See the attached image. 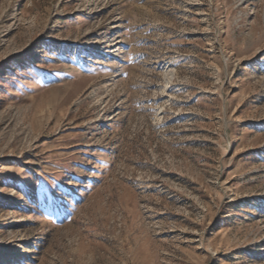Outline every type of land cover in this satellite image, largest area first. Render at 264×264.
<instances>
[{"label": "rangeland", "instance_id": "obj_1", "mask_svg": "<svg viewBox=\"0 0 264 264\" xmlns=\"http://www.w3.org/2000/svg\"><path fill=\"white\" fill-rule=\"evenodd\" d=\"M0 264H264V0H0Z\"/></svg>", "mask_w": 264, "mask_h": 264}]
</instances>
